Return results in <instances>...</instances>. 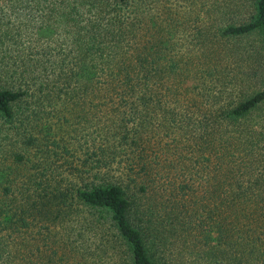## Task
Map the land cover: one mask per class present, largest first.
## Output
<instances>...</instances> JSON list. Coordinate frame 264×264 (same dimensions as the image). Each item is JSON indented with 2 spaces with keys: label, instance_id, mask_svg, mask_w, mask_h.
I'll list each match as a JSON object with an SVG mask.
<instances>
[{
  "label": "trees",
  "instance_id": "16d2710c",
  "mask_svg": "<svg viewBox=\"0 0 264 264\" xmlns=\"http://www.w3.org/2000/svg\"><path fill=\"white\" fill-rule=\"evenodd\" d=\"M0 264H264V0H2Z\"/></svg>",
  "mask_w": 264,
  "mask_h": 264
},
{
  "label": "rangeland",
  "instance_id": "374dc122",
  "mask_svg": "<svg viewBox=\"0 0 264 264\" xmlns=\"http://www.w3.org/2000/svg\"><path fill=\"white\" fill-rule=\"evenodd\" d=\"M0 9H2L3 11L6 10V6H4V2H2V0H0Z\"/></svg>",
  "mask_w": 264,
  "mask_h": 264
}]
</instances>
